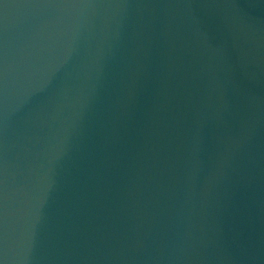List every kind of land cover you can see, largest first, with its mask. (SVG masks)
<instances>
[{
  "label": "water",
  "instance_id": "water-1",
  "mask_svg": "<svg viewBox=\"0 0 264 264\" xmlns=\"http://www.w3.org/2000/svg\"><path fill=\"white\" fill-rule=\"evenodd\" d=\"M0 264H264V0H0Z\"/></svg>",
  "mask_w": 264,
  "mask_h": 264
}]
</instances>
